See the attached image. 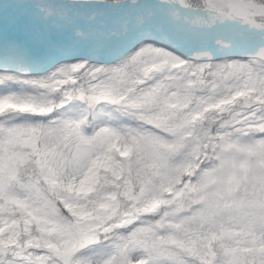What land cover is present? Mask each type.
<instances>
[{"label":"snow or ice","instance_id":"6c2138e0","mask_svg":"<svg viewBox=\"0 0 264 264\" xmlns=\"http://www.w3.org/2000/svg\"><path fill=\"white\" fill-rule=\"evenodd\" d=\"M0 264H264V0H0Z\"/></svg>","mask_w":264,"mask_h":264}]
</instances>
